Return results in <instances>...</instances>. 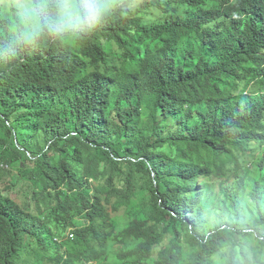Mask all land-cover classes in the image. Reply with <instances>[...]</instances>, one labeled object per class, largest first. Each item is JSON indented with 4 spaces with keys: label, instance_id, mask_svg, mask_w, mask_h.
Returning a JSON list of instances; mask_svg holds the SVG:
<instances>
[{
    "label": "trees",
    "instance_id": "trees-1",
    "mask_svg": "<svg viewBox=\"0 0 264 264\" xmlns=\"http://www.w3.org/2000/svg\"><path fill=\"white\" fill-rule=\"evenodd\" d=\"M108 2L61 40L0 0V264H210L218 221H264V0Z\"/></svg>",
    "mask_w": 264,
    "mask_h": 264
},
{
    "label": "clouds",
    "instance_id": "clouds-1",
    "mask_svg": "<svg viewBox=\"0 0 264 264\" xmlns=\"http://www.w3.org/2000/svg\"><path fill=\"white\" fill-rule=\"evenodd\" d=\"M2 7L28 38L70 40L87 35L114 4L108 0H8ZM208 236L210 264H264V221L247 216L223 219Z\"/></svg>",
    "mask_w": 264,
    "mask_h": 264
},
{
    "label": "rangeland",
    "instance_id": "rangeland-1",
    "mask_svg": "<svg viewBox=\"0 0 264 264\" xmlns=\"http://www.w3.org/2000/svg\"><path fill=\"white\" fill-rule=\"evenodd\" d=\"M247 93H250V91H248ZM6 170L10 171V168L6 167ZM248 171L250 173V178H253V180L256 178L255 177V170L251 167L248 168ZM214 189H215V196L218 199L219 198V193H220V182H217L215 185H213ZM33 194V189L25 183H18L17 186L15 187V193L14 196H18L20 197L21 201H24L26 198H28L29 196H31ZM140 205V202L137 200L134 202L133 204V209L137 211L138 207ZM249 214H254L253 211H250ZM113 221L119 225V229L124 228L125 224H126V212L124 210L120 211L119 213L116 214H112L111 215ZM104 228H106L105 225H103ZM70 238H72L69 235ZM65 252V250H64ZM25 260L24 263H28V264H36L37 262V258L35 256L30 255V253H27L25 255ZM115 261L114 260H109L107 261L105 264H114Z\"/></svg>",
    "mask_w": 264,
    "mask_h": 264
},
{
    "label": "built area",
    "instance_id": "built-area-1",
    "mask_svg": "<svg viewBox=\"0 0 264 264\" xmlns=\"http://www.w3.org/2000/svg\"><path fill=\"white\" fill-rule=\"evenodd\" d=\"M71 237H73L74 235L73 234H70Z\"/></svg>",
    "mask_w": 264,
    "mask_h": 264
}]
</instances>
